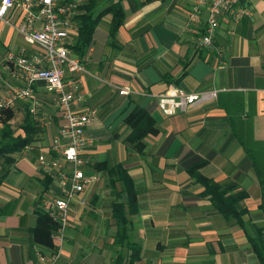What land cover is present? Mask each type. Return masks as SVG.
Instances as JSON below:
<instances>
[{
	"label": "crops",
	"instance_id": "0c3cea01",
	"mask_svg": "<svg viewBox=\"0 0 264 264\" xmlns=\"http://www.w3.org/2000/svg\"><path fill=\"white\" fill-rule=\"evenodd\" d=\"M119 1L121 27L111 38V16L102 18L80 59L87 73L75 76L80 108L96 111V120L85 128L89 145L83 154L85 173L97 179L71 200L54 264L115 262L120 249L112 244V204L120 199L107 186L104 170L115 165L128 172L137 194V213L129 218L131 238L140 247L133 264H259L246 234L254 238L260 230L264 235V188L237 135L249 133L264 142V0H240L238 6L249 14L238 20L222 16L211 48L199 45L206 11L198 22L189 20L197 0H96L95 14ZM9 19V25L0 21V96L10 82L4 55L37 50L17 31L21 10L14 9ZM173 86L188 94L217 90V98L168 117L156 96ZM123 89L129 93L119 95ZM33 91L40 104L37 115L30 114L37 124L34 142L13 156L12 164L3 166L0 158V264H50L56 253L36 245L31 228L35 208L46 209L60 195L57 178L46 175L38 161L41 155L54 156L59 112L55 94L43 82ZM28 107L19 101L13 109L20 124ZM135 107L145 109L158 129L145 138L142 153L125 143L131 130L124 120ZM19 125L15 134L23 136ZM193 157L206 161L201 176L233 187V194H246L235 204L246 211V233L221 216L188 175L183 162ZM46 177H51L48 184Z\"/></svg>",
	"mask_w": 264,
	"mask_h": 264
},
{
	"label": "built area",
	"instance_id": "2783aa9c",
	"mask_svg": "<svg viewBox=\"0 0 264 264\" xmlns=\"http://www.w3.org/2000/svg\"><path fill=\"white\" fill-rule=\"evenodd\" d=\"M85 0H0V21L10 24L9 15L14 9L22 12V22L17 27L25 43L37 48L32 55L7 52L3 62L10 77L5 94L0 96V115L2 111L13 110L19 101L29 103L28 111L37 115L39 101L33 87L43 82L56 97L59 112V125L51 150L53 158L41 155L39 164L46 175L55 176L60 195L47 202L46 209L50 218L58 225L52 239L59 247L64 241L69 223V204L77 195L83 193L96 176L87 175V159L84 150L89 145L85 128L96 120V111L80 108L79 88L76 75L87 73L79 58L71 55L68 46L77 37L75 16L78 7ZM240 0H197L192 7L189 20L198 22L199 16L206 11V27L199 40L201 48H211L219 20L228 16L238 20L249 14L238 6ZM39 22V26H37ZM74 38V39H73ZM72 43V44H71ZM70 78L66 81V75ZM128 89L119 95L128 94ZM217 90H204L188 94L178 87H169L156 96L158 108L165 116L186 113L189 109L211 104L217 98ZM59 253L52 255L50 264L58 259Z\"/></svg>",
	"mask_w": 264,
	"mask_h": 264
},
{
	"label": "trees",
	"instance_id": "16d2710c",
	"mask_svg": "<svg viewBox=\"0 0 264 264\" xmlns=\"http://www.w3.org/2000/svg\"><path fill=\"white\" fill-rule=\"evenodd\" d=\"M95 2L96 0H88L80 8L83 12L76 17L77 37L75 42L68 48L79 59L84 58L88 53L92 45L95 29L103 17L106 15L111 16L109 25V36L111 38L115 36L124 20V12L120 1L110 4L97 14H95L94 10ZM13 117V110L2 111L0 115V158L3 160V166L12 164L14 162L13 156L32 144L37 135V124L28 110L19 125V129L23 131V136L15 134L10 124ZM124 122L131 130L125 143L130 145L137 153H142L145 147V138L158 133L154 119L145 109L135 107ZM237 139L245 156L251 162L252 170L259 185L264 188V142L253 140L249 133L241 137L237 135ZM205 164L206 161L198 157H193L191 160L183 162L188 175L204 188L203 196L210 197L214 209L227 220L234 221L246 233L242 221L246 211H238L235 208V204L243 199L246 194L243 192L233 194V187L225 188L201 176L199 169ZM96 169L100 170L99 165L96 166ZM104 170L107 175V186L115 194L117 200L120 199L119 202L115 201L112 204V218L116 225L112 244L120 249L113 264H133L139 260L140 247L131 238L132 230L129 218L137 213V194L128 172L122 166H105ZM45 180L48 184L51 181V177H46ZM43 190V192H46V186ZM35 215L36 221L31 228L34 243L51 252H56L57 247L52 239V234L57 230L58 225L50 218L47 209L41 206L35 208ZM246 235L259 264H264V235L260 230L254 238L249 237L248 234ZM124 260H126L125 263Z\"/></svg>",
	"mask_w": 264,
	"mask_h": 264
},
{
	"label": "rangeland",
	"instance_id": "374dc122",
	"mask_svg": "<svg viewBox=\"0 0 264 264\" xmlns=\"http://www.w3.org/2000/svg\"><path fill=\"white\" fill-rule=\"evenodd\" d=\"M73 39H74V38H73ZM74 42H75V40H74ZM71 44H72V43H71ZM14 120H15V121H14L11 125H12V127L14 128V130L17 131V130H18V125L20 124V121H21V120H17L16 117H14Z\"/></svg>",
	"mask_w": 264,
	"mask_h": 264
}]
</instances>
